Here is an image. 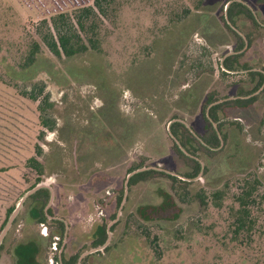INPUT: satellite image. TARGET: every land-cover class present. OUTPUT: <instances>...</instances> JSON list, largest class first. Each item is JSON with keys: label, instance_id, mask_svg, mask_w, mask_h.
<instances>
[{"label": "rangeland", "instance_id": "obj_1", "mask_svg": "<svg viewBox=\"0 0 264 264\" xmlns=\"http://www.w3.org/2000/svg\"><path fill=\"white\" fill-rule=\"evenodd\" d=\"M233 1L207 0L170 25L155 22L152 8L135 1L120 11L102 51L70 58L42 52L33 74L50 94L55 130L38 141L43 165L38 182L24 163L39 130L35 104L0 82V233L11 215L5 219L6 210L30 189L43 184L50 192L44 222L32 210L42 208L39 197L30 194L22 201L1 240L0 264H16V246L26 243L37 248L39 264H68L73 257L74 264H213L214 248L198 231L202 209L196 192L250 174L264 188V77L258 85L260 76L248 73L264 74V0H236L250 8L256 23L239 14L234 24L227 15ZM92 2L0 0V75L15 68V27L29 29L42 18ZM232 54H239L236 64L244 75L222 74L224 59ZM207 94L216 100L207 103ZM250 96H255L250 105L230 104L215 110L218 121L211 119L214 104ZM204 116L216 123L220 145L210 154L193 140L186 148L177 139L182 149L171 136L172 124L184 123L205 144ZM173 141L184 153H195L197 175L189 176L192 168L177 156ZM144 167L189 183L152 174L130 184V173ZM166 192L179 215L149 219L140 214L141 206L161 205ZM57 220L65 224L62 235ZM148 233L159 234V259Z\"/></svg>", "mask_w": 264, "mask_h": 264}, {"label": "trees", "instance_id": "obj_2", "mask_svg": "<svg viewBox=\"0 0 264 264\" xmlns=\"http://www.w3.org/2000/svg\"><path fill=\"white\" fill-rule=\"evenodd\" d=\"M135 1L152 8L155 22L163 21L166 25H170L185 19L194 9L203 5L207 0H93L90 5L58 12L49 18H42L32 24L29 29H26L24 25L15 27L14 33L18 35L13 41V46L15 45L17 52L15 68H10L11 70L8 72L1 73L3 76L0 75V82L11 88L16 97L35 104L39 130L32 145V154L25 158L24 163L28 168L35 171L36 182H38L43 168L40 160L42 147L38 141L44 139L46 131L55 130V120L51 118L49 113V109L52 107L50 94L46 90V84L42 80H35L33 74L34 65L39 55L42 52H47L55 58H70L89 50L102 51L103 38L114 28L120 11ZM239 14L251 18L256 23L252 11L244 3L236 0L229 3L227 15L231 23L234 24L233 17ZM223 21L228 30L238 37L240 45L244 44L242 37L230 27L224 18ZM237 56L239 54H232L224 59L225 70H222V74L234 75V77L245 74L239 72L241 68L236 64ZM230 71L238 72L232 74ZM248 73L251 76H260L258 85L262 84L264 77L262 72L251 71ZM223 76H218L219 82L225 85L226 79ZM206 100L207 103H210L216 98L207 94ZM254 100L255 96L226 100L211 106L209 115L213 121H218L215 110L223 109L230 104L241 107L248 106ZM203 120L205 129L201 138L205 144L198 141L180 121L172 124V131L182 146L188 148L190 141L193 140L202 150L212 154L216 151L213 148L220 145V139L212 121L207 116H204ZM218 128L222 131L219 123ZM173 148L177 156L192 168V173L189 176L197 175L200 170V163L195 153H184L174 141ZM152 174L166 175L174 184L176 181L184 184L189 183L173 174L151 168L137 172L130 178L129 182L131 184L136 182L137 178L142 179ZM31 196L33 198L39 197L42 202V208L32 209L34 215L39 217V222L46 221L47 214L42 209L49 200V189L40 187ZM195 201L200 206L198 207L203 210H201V217L197 220L198 231L203 236L206 235V240L215 251L213 254L216 258L213 257V264H264V188L254 174H250L244 180L226 182L223 187L213 191L200 189L195 194ZM13 209L14 206H10L6 210L5 219L12 213ZM139 212L149 219L180 214L172 196L167 192L161 205L157 207L141 206ZM5 219L4 222H6ZM57 222L58 234L62 235L65 231V224L61 220H57ZM147 239L156 257L161 258L162 249L158 243L159 234L148 233ZM105 241L106 237L102 238L96 245H103ZM204 249L207 252L211 251L206 244ZM37 251L32 243L16 246V264H39L36 258ZM74 260L73 257L68 264H74Z\"/></svg>", "mask_w": 264, "mask_h": 264}, {"label": "water", "instance_id": "obj_3", "mask_svg": "<svg viewBox=\"0 0 264 264\" xmlns=\"http://www.w3.org/2000/svg\"><path fill=\"white\" fill-rule=\"evenodd\" d=\"M229 98H225L224 100H227ZM220 101H223V100H219L218 102ZM214 126H216V123H214ZM171 134V133H170ZM171 136L174 138V141L181 147V145L179 144L177 138L174 137V135L171 134ZM182 148V147H181ZM183 149V148H182ZM150 167H144V168H140V169H137V170H134L133 172L130 173V176L134 173H137V172H140V171H143V170H146V169H149ZM44 186L43 184H37L35 185L32 189H30L26 196L32 194L33 192H35L37 189H39L40 187ZM25 196V197H26ZM52 193H51V198H52ZM25 197H23L20 202L16 205V207L14 208V210L12 211L11 215L9 216L8 220H7V223L6 225L4 226V228L2 229L1 233H0V243H1V240L2 238L4 237L5 233L7 232L9 226L11 225L14 217L16 216V214L18 213L19 209H20V206H21V203L22 201L25 199ZM67 227V226H66ZM109 237V236H108Z\"/></svg>", "mask_w": 264, "mask_h": 264}, {"label": "flooded vegetation", "instance_id": "obj_4", "mask_svg": "<svg viewBox=\"0 0 264 264\" xmlns=\"http://www.w3.org/2000/svg\"><path fill=\"white\" fill-rule=\"evenodd\" d=\"M184 124V123H183ZM135 174V173H134Z\"/></svg>", "mask_w": 264, "mask_h": 264}]
</instances>
